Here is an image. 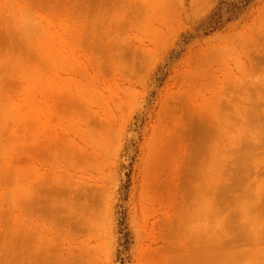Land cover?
<instances>
[{"label": "rangeland", "instance_id": "374dc122", "mask_svg": "<svg viewBox=\"0 0 264 264\" xmlns=\"http://www.w3.org/2000/svg\"><path fill=\"white\" fill-rule=\"evenodd\" d=\"M0 264H264V0H0Z\"/></svg>", "mask_w": 264, "mask_h": 264}]
</instances>
